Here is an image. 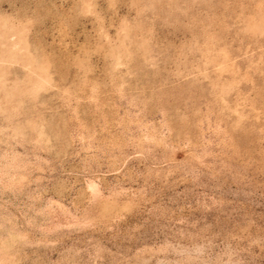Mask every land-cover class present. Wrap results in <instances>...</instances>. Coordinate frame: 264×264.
Here are the masks:
<instances>
[{
  "label": "rangeland",
  "instance_id": "1",
  "mask_svg": "<svg viewBox=\"0 0 264 264\" xmlns=\"http://www.w3.org/2000/svg\"><path fill=\"white\" fill-rule=\"evenodd\" d=\"M0 264H264V0H0Z\"/></svg>",
  "mask_w": 264,
  "mask_h": 264
}]
</instances>
